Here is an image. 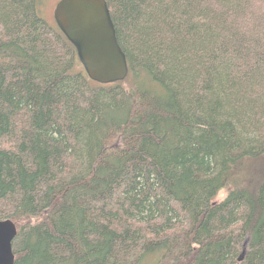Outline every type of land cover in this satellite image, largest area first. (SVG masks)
<instances>
[{"label": "trees", "instance_id": "trees-1", "mask_svg": "<svg viewBox=\"0 0 264 264\" xmlns=\"http://www.w3.org/2000/svg\"><path fill=\"white\" fill-rule=\"evenodd\" d=\"M48 1L0 0L14 264H264V0H106L109 84Z\"/></svg>", "mask_w": 264, "mask_h": 264}, {"label": "water", "instance_id": "water-1", "mask_svg": "<svg viewBox=\"0 0 264 264\" xmlns=\"http://www.w3.org/2000/svg\"><path fill=\"white\" fill-rule=\"evenodd\" d=\"M53 16L93 81L109 84L127 78L129 63L106 0H59ZM16 235L17 226L12 220H0V264H14ZM246 245L239 260L245 256Z\"/></svg>", "mask_w": 264, "mask_h": 264}, {"label": "rangeland", "instance_id": "rangeland-1", "mask_svg": "<svg viewBox=\"0 0 264 264\" xmlns=\"http://www.w3.org/2000/svg\"><path fill=\"white\" fill-rule=\"evenodd\" d=\"M58 0H49L45 5V11H43L44 17L51 23L54 22L53 10Z\"/></svg>", "mask_w": 264, "mask_h": 264}]
</instances>
